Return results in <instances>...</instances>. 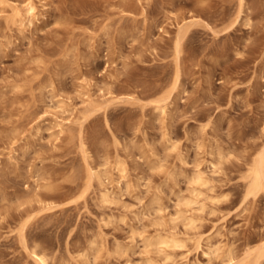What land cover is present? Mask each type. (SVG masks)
<instances>
[{
    "label": "rangeland",
    "instance_id": "374dc122",
    "mask_svg": "<svg viewBox=\"0 0 264 264\" xmlns=\"http://www.w3.org/2000/svg\"><path fill=\"white\" fill-rule=\"evenodd\" d=\"M33 1L0 0V264H264V0Z\"/></svg>",
    "mask_w": 264,
    "mask_h": 264
},
{
    "label": "bare ground",
    "instance_id": "6f19581e",
    "mask_svg": "<svg viewBox=\"0 0 264 264\" xmlns=\"http://www.w3.org/2000/svg\"><path fill=\"white\" fill-rule=\"evenodd\" d=\"M27 11H28V13H30L32 15L35 14L36 5H35V2L33 0H29V2L27 3ZM251 175H252L251 176V183H250V186L248 188V192L251 195H253V194L256 195V194H258L259 191L264 190V151H262V154L259 157ZM198 178H200V177H198ZM156 243L159 245H164V246H166V245L167 246H169V245H182L180 243L179 239L170 238V237H162V238L158 239L156 241ZM260 253H261V250H260ZM261 255L262 254H260V256ZM259 257H258V259H260ZM40 259H43L42 255H41ZM230 259H232V257H230ZM257 264H260V262H258Z\"/></svg>",
    "mask_w": 264,
    "mask_h": 264
}]
</instances>
